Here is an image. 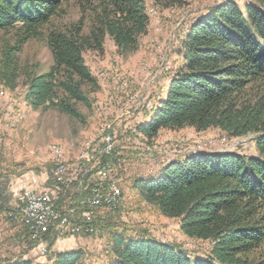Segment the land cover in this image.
Returning a JSON list of instances; mask_svg holds the SVG:
<instances>
[{"label":"trees","instance_id":"trees-1","mask_svg":"<svg viewBox=\"0 0 264 264\" xmlns=\"http://www.w3.org/2000/svg\"><path fill=\"white\" fill-rule=\"evenodd\" d=\"M71 1L75 0H0V33L20 29L17 46L5 53L0 69L12 88L20 76L16 55L54 18L65 15ZM76 1L93 12L89 34L83 33L82 22L67 30L50 29L45 39L52 68L41 75L23 70L25 101L35 111L55 108L79 118L76 106H90L84 87H96L84 52H102L106 36L121 53L135 52L148 33L146 0ZM151 1L162 9L183 4ZM182 48L181 68L137 132L149 140L162 130L188 127L197 132L215 129L228 138L256 135L258 155H192L171 162L159 176L135 180L133 187L147 205L179 220L186 237L210 242V254L192 260L173 245L116 233L110 264H264V0H252L244 10L233 1L212 8L191 26ZM93 178L90 169L84 188L92 187ZM80 195L78 202L86 192ZM72 222L87 225L81 219ZM22 232L28 250L34 248L36 241L28 230ZM18 257H6L0 264H32L24 255ZM82 257L78 251L63 252L55 256V263L80 264Z\"/></svg>","mask_w":264,"mask_h":264},{"label":"rangeland","instance_id":"rangeland-1","mask_svg":"<svg viewBox=\"0 0 264 264\" xmlns=\"http://www.w3.org/2000/svg\"><path fill=\"white\" fill-rule=\"evenodd\" d=\"M228 1L235 2L242 10L252 2L182 0V5L162 9L146 0L150 26L147 35L140 38L137 51L121 53L106 36L102 52H84L96 87H84L90 106H76L79 118H71L55 108L33 110L25 101L24 71L48 73L53 66V56L45 39L47 32L67 30L82 22L83 33L87 35L93 24V12L83 9L76 0L71 1L65 6V15L54 18L50 26L41 31V36L30 38L23 45L16 55L20 76L13 88L0 73V190L13 182L2 176L8 178L9 172L13 176L23 173L37 179L26 180L21 192L32 190L50 195L58 212L75 208L83 190L78 184L60 190L53 179L54 167L80 166L84 154L93 146L90 152L93 161L86 169L106 166L108 161L104 160L113 158L109 163L110 177L117 183L121 197L115 208H102L93 218L92 228L98 234L69 236L50 228V232L32 243L34 248L29 250L27 241L21 236L23 232L17 239L7 227L11 222L4 219V208L0 211V261L24 255L32 264H56L57 254L78 251L83 254L80 264H110L111 239L116 233L145 236L173 245L192 260L210 254V242L186 237L179 220L162 216L156 207L140 198L133 187L134 181L159 176L171 162L192 155L226 152L255 157L258 155L257 136L228 138L215 129L197 132L188 127L162 130L149 140L140 135L137 128L156 106L169 79L181 68L182 46L191 26L212 8ZM19 31L16 28L0 33V69L5 53L17 46ZM106 136L113 137L116 147L110 156L104 155ZM89 172L87 169L84 176ZM81 201H86V197ZM81 215L82 210L75 220Z\"/></svg>","mask_w":264,"mask_h":264},{"label":"built area","instance_id":"built-area-1","mask_svg":"<svg viewBox=\"0 0 264 264\" xmlns=\"http://www.w3.org/2000/svg\"><path fill=\"white\" fill-rule=\"evenodd\" d=\"M8 113L5 114L7 118ZM7 124V121H5ZM7 127V126H6ZM105 156H110L115 152V144L112 136H106ZM1 144V136H0ZM89 152L84 154L80 166H56L53 171V179L60 190H65L74 184L86 192V201L78 202V210H82L80 217L86 226H80L72 222L75 220L76 210L74 208L65 212H58L55 201L46 193H36L32 190L20 192L16 198V205L12 210L3 215L7 219L19 222L30 234L31 240L41 239L50 228H55L61 234L69 236H79L82 234H98L92 228L93 218L102 208H115L121 197L117 188V183L111 179V167L109 165L113 158L108 159L106 166L95 168L90 166L87 169H94V178L91 188H84L81 185V178L87 170V164L93 161ZM85 190V191H84ZM45 251V249H43Z\"/></svg>","mask_w":264,"mask_h":264},{"label":"crops","instance_id":"crops-1","mask_svg":"<svg viewBox=\"0 0 264 264\" xmlns=\"http://www.w3.org/2000/svg\"><path fill=\"white\" fill-rule=\"evenodd\" d=\"M6 173L8 174V172H6ZM22 174L19 173L18 175L13 176V174H11L9 172L8 178L6 176H2L3 179H8V180L13 181V182L8 184V187L4 188L3 190L2 189L0 190V206H1V208L2 207L5 209L10 208V210H12L13 207L16 205V198H17L18 194L21 192V190L24 188V186L26 184L25 181L28 179L29 180L37 179L34 176L31 177V176H26L25 174H23V175ZM4 219L9 220V222H11L10 225L7 227H9V229L12 231V234H14V236L17 239L20 238V233L22 232L21 224L17 221L12 220V219H7V218H4Z\"/></svg>","mask_w":264,"mask_h":264}]
</instances>
